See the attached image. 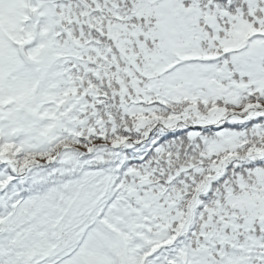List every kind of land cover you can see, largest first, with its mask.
Returning <instances> with one entry per match:
<instances>
[{
    "label": "snow or ice",
    "instance_id": "6c2138e0",
    "mask_svg": "<svg viewBox=\"0 0 264 264\" xmlns=\"http://www.w3.org/2000/svg\"><path fill=\"white\" fill-rule=\"evenodd\" d=\"M0 264H264V0H0Z\"/></svg>",
    "mask_w": 264,
    "mask_h": 264
}]
</instances>
